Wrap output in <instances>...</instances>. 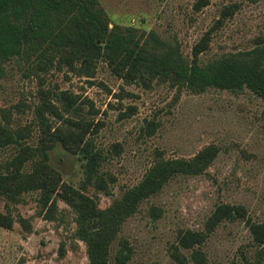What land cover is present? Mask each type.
Listing matches in <instances>:
<instances>
[{"label": "rangeland", "instance_id": "1", "mask_svg": "<svg viewBox=\"0 0 264 264\" xmlns=\"http://www.w3.org/2000/svg\"><path fill=\"white\" fill-rule=\"evenodd\" d=\"M194 1L99 0L111 21L175 36L184 55L222 4L238 2L199 53L201 61L248 48L264 32V0H207L198 9ZM61 90L75 99L67 110ZM42 99L65 117L89 122L86 136L101 152L97 174L105 188L84 182L81 160L59 144L48 149L46 162L63 182L83 186L100 208L138 182L156 159L190 157L212 147L201 172L171 177L123 219L110 259L124 239L131 248L125 264H264V244L255 243L248 228L249 222H264V96L247 88L192 92L154 79L147 86L126 83L104 61L85 76L64 65L33 69L9 58L0 64L1 172L20 145L36 142L35 108ZM31 166L26 158L20 169ZM219 203L241 205L244 215L223 218L207 230L206 220ZM0 211L11 219L9 228L0 226V264H90L75 234L74 211L62 199L55 197L49 207L38 189H29L14 200L0 195ZM187 229L205 236L192 246L178 245V234Z\"/></svg>", "mask_w": 264, "mask_h": 264}, {"label": "trees", "instance_id": "2", "mask_svg": "<svg viewBox=\"0 0 264 264\" xmlns=\"http://www.w3.org/2000/svg\"><path fill=\"white\" fill-rule=\"evenodd\" d=\"M206 1L195 0L192 6L198 9ZM238 7L235 1L222 4L217 17L191 45L190 55H184L175 36L168 38L153 29L111 21L99 0H0V64L14 58L33 69L64 65L93 76L97 63L104 61L126 83L147 86L154 79L192 92L208 87L233 92L247 88L264 96V32L248 48L224 51L203 61L198 56L207 48L213 31ZM59 97L64 110L75 101L65 90ZM35 111L37 140L20 145L6 170L0 171V195L14 200L20 192L38 189L40 201L49 207L55 197L62 199L74 211L75 234L84 242L90 264H125L131 248L124 239H119L112 258L109 256L110 243L123 219L168 179L179 173L201 172L213 156L212 147L204 146L190 157L156 159L138 182L100 208L83 186L75 188L63 182L46 162L48 149L59 144L81 160L84 182L105 188L97 174L101 152L86 136L89 122L63 116L49 99H42ZM51 116L59 123L54 124ZM26 158H31L32 166L21 170ZM243 215L241 205L219 203L208 216L206 229L223 218ZM10 225V217L0 211V226ZM248 228L253 241L264 244V222H249ZM204 236L202 231L187 229L178 234L177 243L189 247ZM194 253L200 255L197 250Z\"/></svg>", "mask_w": 264, "mask_h": 264}]
</instances>
